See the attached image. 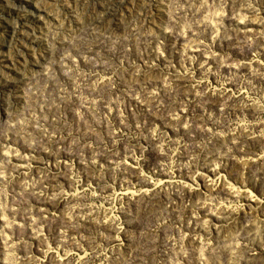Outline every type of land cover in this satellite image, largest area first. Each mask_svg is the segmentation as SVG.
Listing matches in <instances>:
<instances>
[{
    "label": "rangeland",
    "instance_id": "374dc122",
    "mask_svg": "<svg viewBox=\"0 0 264 264\" xmlns=\"http://www.w3.org/2000/svg\"><path fill=\"white\" fill-rule=\"evenodd\" d=\"M0 264H264V0H0Z\"/></svg>",
    "mask_w": 264,
    "mask_h": 264
}]
</instances>
